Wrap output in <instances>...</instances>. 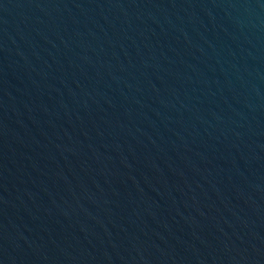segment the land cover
Here are the masks:
<instances>
[{
  "label": "water",
  "instance_id": "1",
  "mask_svg": "<svg viewBox=\"0 0 264 264\" xmlns=\"http://www.w3.org/2000/svg\"><path fill=\"white\" fill-rule=\"evenodd\" d=\"M0 264H264V0H0Z\"/></svg>",
  "mask_w": 264,
  "mask_h": 264
}]
</instances>
